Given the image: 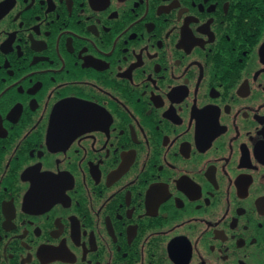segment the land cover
I'll return each mask as SVG.
<instances>
[{
	"label": "flooded vegetation",
	"instance_id": "1",
	"mask_svg": "<svg viewBox=\"0 0 264 264\" xmlns=\"http://www.w3.org/2000/svg\"><path fill=\"white\" fill-rule=\"evenodd\" d=\"M0 264H264V0H0Z\"/></svg>",
	"mask_w": 264,
	"mask_h": 264
}]
</instances>
